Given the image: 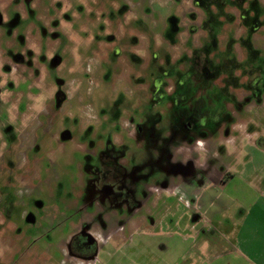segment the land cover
<instances>
[{
  "label": "rangeland",
  "instance_id": "1",
  "mask_svg": "<svg viewBox=\"0 0 264 264\" xmlns=\"http://www.w3.org/2000/svg\"><path fill=\"white\" fill-rule=\"evenodd\" d=\"M236 2L0 0L6 9L0 57L26 53L16 72L19 87L8 93L19 102V117L5 118L0 109V264H71L64 236L81 217L88 221L96 199L106 213L114 209L131 220L146 219L137 245L119 246V234L139 233L127 226L102 247L97 264H241L233 233L238 204L214 216L201 215L193 228V211L184 203L166 194H159L158 202L159 196L147 191L148 185L159 184L155 167H162V179H167L171 162L166 156L180 142L162 140L161 153L155 147V135L170 128L177 114L152 97L154 84L171 83V72L182 78L181 63L197 64L181 52L192 41L195 55L209 60L205 87L189 103L196 114L194 136L205 142L210 166L228 170L264 193V104L259 105L264 41L257 39L251 57L239 46L235 51L230 26L224 51L209 45L219 20H234L229 7L239 8ZM254 8L245 24L257 22L264 32V2L257 1ZM220 59L224 71L237 64L244 73L255 71L242 73L245 82L227 71L223 81ZM241 89L253 96L244 97ZM128 117L159 123L132 139L122 124ZM117 157L128 167L133 158L138 171L136 179L121 183L130 194L107 204L95 194L94 183ZM104 241L100 238L101 246Z\"/></svg>",
  "mask_w": 264,
  "mask_h": 264
},
{
  "label": "flooded vegetation",
  "instance_id": "2",
  "mask_svg": "<svg viewBox=\"0 0 264 264\" xmlns=\"http://www.w3.org/2000/svg\"><path fill=\"white\" fill-rule=\"evenodd\" d=\"M32 1V0H28ZM234 1V0H232ZM237 7L234 8L235 5L230 4V9H233L232 20L231 22L225 20H219L221 22L219 29L216 33V39L214 42L209 40V45H214L216 47V51H224L225 45L222 46V43L225 44V40L227 38V30L230 26L234 27L233 31V39H236L233 44V49L236 51V47L239 46L240 50H244L246 55L251 57V53L258 47L256 45L257 39H261L264 41V32L263 28L258 26L257 22H253L254 24L247 25L245 24L244 19L247 18L248 13L255 14L254 4L259 2H264L263 0H237ZM193 5V3H192ZM193 7V6H192ZM226 5L224 8L226 9ZM2 4H0V24L4 21ZM230 12V13H231ZM262 32V33H261ZM260 35V38L258 35ZM205 37V38H204ZM204 39H206V35L204 33ZM209 38V37H208ZM195 43L197 45L200 44L199 36L195 37ZM194 43V42H193ZM192 41L190 43H185V48L181 51L184 55L189 54L190 57L197 59V64H192L191 66L185 62V64L181 63V66L184 67L182 69V78L178 76V74L171 72V76L173 79L171 83L165 84L161 81L158 84H154L156 88L153 90L155 94L152 97L158 99V101H164L165 104H169L170 107L177 114V119L171 122V127L167 126V130L164 133L156 134L158 136L159 142H155V147L161 153L162 140H165L164 143L172 144V141L180 140L179 144L174 148L173 154H168L166 157L171 165L169 169L165 171L164 176L167 178L165 181L163 178V169L162 167H155L153 169L154 173L158 175L160 180L159 184L148 185L147 191L150 194H166L175 196L177 203H184L187 209H191L193 211L191 214L192 225L198 221V212L194 211V198L192 195V191L195 188H199L202 185L203 181L206 179L207 175L211 174L212 168H215L216 171L222 173L225 170H219L216 167L210 166L208 161L210 159V153L205 154L207 150L205 149V142L201 140V137L194 136V130L197 127V124L194 121L195 117V109L189 104L194 97H196L197 93L202 92L204 89V84H206L205 79L208 77V67L209 60L205 57H202L200 53H196L193 47ZM227 43V42H226ZM199 50V49H198ZM250 51V54L249 52ZM235 52L234 54H236ZM26 54V53H25ZM23 52L15 53L11 56V58L0 57V109L5 111V118H18V109L19 102L12 97V95H8V93H12L18 89L19 85L16 83L17 74L16 72L19 70V67L23 66L25 55ZM31 55V54H30ZM29 58H27L28 60ZM32 59V58H31ZM225 60L218 61L219 72L221 80H225L227 78L226 72H230V74H235L239 77L240 82L248 81L247 78L242 76L243 74L250 75L253 74L252 70L245 69V73L240 68V64L230 66V69L227 71L223 70V64ZM237 62V60H236ZM226 64V63H225ZM256 66V64H253ZM249 68V67H248ZM241 74V75H240ZM258 74V73H257ZM176 76V77H175ZM205 81V83H204ZM204 83V84H203ZM232 83L228 84V87L232 88ZM237 87V84H234ZM240 88V87H239ZM243 90V89H241ZM244 91V90H243ZM244 97L248 94L253 96L251 91H244ZM198 95V94H197ZM260 104H264V96L262 95L260 98ZM50 108L48 106H43V112L49 113ZM93 118V117H92ZM159 123V120H142L136 119L135 117L124 118L122 121L123 127L125 128L127 136L132 139H136L138 136H142L143 132H147V128L150 124L156 125ZM178 131V133H176ZM27 141V140H25ZM21 143H24V139H21ZM138 144V142H137ZM205 144V145H204ZM264 144V143H263ZM139 145V144H138ZM160 145V146H159ZM12 148V144L8 147H5L4 150ZM196 149L200 150L197 151ZM1 150V149H0ZM157 151V152H158ZM197 151V152H196ZM203 151V152H202ZM106 158V157H104ZM110 160L109 157L106 158ZM103 160V159H102ZM123 157H117V162H113V166L111 164L108 167L103 169V173L99 179H97L94 183V191L95 194L102 198L104 201H109L106 203H115L120 201V199L130 194L131 191H127L124 187L121 190V183L125 180H133L136 179L134 175L135 172L138 171V166L133 162V158H129V162L131 167L126 166L123 163ZM111 161V160H110ZM202 161L203 164L199 166L196 162ZM152 170H146V172H150ZM231 175V173L225 171L223 174V178L221 182H225L226 176ZM157 196V197H158ZM160 202L159 198H155ZM94 206L96 211L89 212L86 214L88 216V221L83 222V217L75 223L74 227L70 229V233L65 235V256L71 264H97L98 256L102 251V247L107 243L111 242L115 238V235L124 231L126 227H132L133 230H137V235H127L119 234L118 238L121 240V244L119 245L121 248L137 245L140 241L141 231L146 227V223L144 222L146 219H142L141 217L138 220H131L128 216L123 215V213H116L114 209H111L109 213L103 211L102 207L99 206L100 201L97 199L94 200ZM82 209V208H81ZM136 210V209H135ZM133 210V211H135ZM100 217L99 222H95L91 220L93 217ZM186 217H184L185 219ZM183 219V220H184ZM153 224L152 221H150ZM141 227H143L141 229ZM141 229V230H139ZM100 236L101 239H105L102 246L100 245ZM137 241V242H135ZM124 244V245H123Z\"/></svg>",
  "mask_w": 264,
  "mask_h": 264
},
{
  "label": "crops",
  "instance_id": "3",
  "mask_svg": "<svg viewBox=\"0 0 264 264\" xmlns=\"http://www.w3.org/2000/svg\"><path fill=\"white\" fill-rule=\"evenodd\" d=\"M196 164L201 166L203 162L197 161ZM210 171L202 185L192 191L195 197L194 211L199 213L198 220L202 216L223 213L233 204H238L239 212L233 223L237 261L241 264H264V193L228 170L225 171L231 175L226 176L223 183L221 179L225 171L220 173L215 168Z\"/></svg>",
  "mask_w": 264,
  "mask_h": 264
}]
</instances>
